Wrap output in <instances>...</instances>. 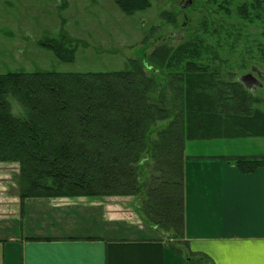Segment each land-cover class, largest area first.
Instances as JSON below:
<instances>
[{"label":"trees","instance_id":"trees-1","mask_svg":"<svg viewBox=\"0 0 264 264\" xmlns=\"http://www.w3.org/2000/svg\"><path fill=\"white\" fill-rule=\"evenodd\" d=\"M117 4L132 14L151 1ZM250 6L264 13V0L241 9ZM165 17L177 27L175 14ZM204 38L202 32L177 47L162 43L120 72L0 74V163L19 166L13 195L136 197V211L166 247L187 264H213L186 238V146L264 137V98L234 73H221L219 54ZM41 44L63 62L74 60L76 41L65 34ZM225 159L244 175L264 166L262 156Z\"/></svg>","mask_w":264,"mask_h":264},{"label":"crops","instance_id":"crops-1","mask_svg":"<svg viewBox=\"0 0 264 264\" xmlns=\"http://www.w3.org/2000/svg\"><path fill=\"white\" fill-rule=\"evenodd\" d=\"M257 95L264 98V87ZM224 141H249L252 150L188 154L186 146V238L213 264H264V166L244 175L225 159L264 157V137ZM0 184V264H187L135 204L118 197L6 200Z\"/></svg>","mask_w":264,"mask_h":264},{"label":"rangeland","instance_id":"rangeland-1","mask_svg":"<svg viewBox=\"0 0 264 264\" xmlns=\"http://www.w3.org/2000/svg\"><path fill=\"white\" fill-rule=\"evenodd\" d=\"M150 1L147 10L127 14L117 0H0V74L120 72L126 69L129 59L148 55L162 43L177 47L195 34L203 32L204 38L205 31L204 43L217 50L221 73L232 72L238 79L264 74V13L251 6L249 11L241 9L254 0H192L190 4L188 0ZM185 6L188 9L183 11ZM164 13L177 16V27L162 16ZM63 34L77 44L72 62L61 61L41 44ZM247 87L257 92L262 86ZM12 111L22 113L16 102L12 103ZM163 126L160 124L158 129ZM248 142H188L187 153L196 150L223 155L242 148L251 151ZM18 173L17 164L0 163L6 200L16 193L14 179ZM118 198L130 203L131 208L138 204L136 197Z\"/></svg>","mask_w":264,"mask_h":264},{"label":"flooded vegetation","instance_id":"flooded-vegetation-1","mask_svg":"<svg viewBox=\"0 0 264 264\" xmlns=\"http://www.w3.org/2000/svg\"><path fill=\"white\" fill-rule=\"evenodd\" d=\"M188 3L190 4V3H192V0H188ZM188 8H187V6H185L184 8H182V10L183 11H186ZM184 15V18L186 19V15L185 14H183ZM185 23L183 24V27L184 28H186L185 27ZM182 27V28H183ZM240 81L241 80H243V82L245 83V86L247 87V86H257V85H260L261 84V79H263L264 80V76H261L259 73L257 74V78L256 77H254L253 75H248V76H240ZM242 82V81H241ZM243 83V84H244ZM249 84V85H248ZM248 89H249V87H247ZM251 90V89H250ZM259 90V88L257 89V91Z\"/></svg>","mask_w":264,"mask_h":264},{"label":"snow or ice","instance_id":"snow-or-ice-1","mask_svg":"<svg viewBox=\"0 0 264 264\" xmlns=\"http://www.w3.org/2000/svg\"><path fill=\"white\" fill-rule=\"evenodd\" d=\"M262 248H264V245H262Z\"/></svg>","mask_w":264,"mask_h":264}]
</instances>
